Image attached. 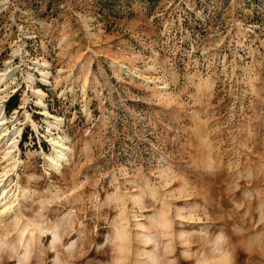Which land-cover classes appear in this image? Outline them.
Segmentation results:
<instances>
[{"label": "rangeland", "instance_id": "obj_1", "mask_svg": "<svg viewBox=\"0 0 264 264\" xmlns=\"http://www.w3.org/2000/svg\"><path fill=\"white\" fill-rule=\"evenodd\" d=\"M2 74L0 264H264V0H0Z\"/></svg>", "mask_w": 264, "mask_h": 264}, {"label": "bare ground", "instance_id": "obj_2", "mask_svg": "<svg viewBox=\"0 0 264 264\" xmlns=\"http://www.w3.org/2000/svg\"><path fill=\"white\" fill-rule=\"evenodd\" d=\"M45 65V64H44ZM43 65V66H44ZM44 73V72H43ZM3 74L0 76V78L3 80ZM45 78V74L42 75V79ZM40 92V91H37ZM53 121H47L48 127L51 129H58V126L61 123V120L57 117H52ZM8 122H6L5 119V114H4V109L3 106H0V137H5L8 134V127L6 126ZM14 134L18 132L17 129H14ZM50 143L52 145L53 149V156L51 158L52 162V169H54L56 172H60L63 163H65L67 160V154L69 152V147L66 146V140H64L62 137H52L50 138ZM16 140L10 141L6 148L5 156L6 159H10L12 156L13 152L15 151L14 148L16 147ZM17 149V148H16ZM7 175V171L3 172V174H0V207H1V212H6L10 209L15 204V201L17 200L18 197H16V194L11 193L10 190H6L4 188V183L6 182L5 176ZM21 194V192L19 191ZM18 193V194H19ZM23 194V193H22ZM56 237V236H55ZM149 237V236H148ZM124 236L121 237L123 239ZM154 260V258H152ZM198 264H203V262H198ZM216 264H227L225 257H221L218 259V262Z\"/></svg>", "mask_w": 264, "mask_h": 264}, {"label": "trees", "instance_id": "obj_3", "mask_svg": "<svg viewBox=\"0 0 264 264\" xmlns=\"http://www.w3.org/2000/svg\"><path fill=\"white\" fill-rule=\"evenodd\" d=\"M16 106L15 102L8 105V109L14 108ZM26 140V137L24 138Z\"/></svg>", "mask_w": 264, "mask_h": 264}, {"label": "clouds", "instance_id": "obj_4", "mask_svg": "<svg viewBox=\"0 0 264 264\" xmlns=\"http://www.w3.org/2000/svg\"><path fill=\"white\" fill-rule=\"evenodd\" d=\"M226 238V237H225Z\"/></svg>", "mask_w": 264, "mask_h": 264}]
</instances>
